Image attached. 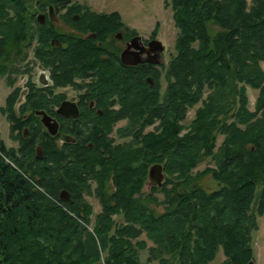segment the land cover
<instances>
[{
	"label": "trees",
	"instance_id": "obj_1",
	"mask_svg": "<svg viewBox=\"0 0 264 264\" xmlns=\"http://www.w3.org/2000/svg\"><path fill=\"white\" fill-rule=\"evenodd\" d=\"M166 6L178 30L175 54L163 70L147 73L153 86L134 89L132 82L118 92L127 101L114 121L128 119L119 132L128 142L106 139L90 149L65 137L60 146L68 133L31 130L39 101L19 105V88L7 96L1 113L17 146L0 140V264H211L220 251V264L254 263L253 234L264 215V0H169ZM50 8L93 12L72 0H0V77L11 69L8 49H22L29 32L43 31L28 25ZM112 15L125 28L121 15ZM43 46L67 51L40 43L36 57ZM55 54L42 60L48 64ZM248 88L258 91L253 110ZM76 156L89 161L76 163ZM207 159L215 168L199 176H212V192L193 174ZM158 164L164 183L145 192ZM62 191L70 202L59 198ZM87 197L100 203L98 214ZM147 249L143 262L140 252Z\"/></svg>",
	"mask_w": 264,
	"mask_h": 264
},
{
	"label": "flooded vegetation",
	"instance_id": "obj_2",
	"mask_svg": "<svg viewBox=\"0 0 264 264\" xmlns=\"http://www.w3.org/2000/svg\"><path fill=\"white\" fill-rule=\"evenodd\" d=\"M112 16V13L104 12L33 15L35 25L38 23L48 28L47 34L43 35L45 41L53 47L52 41L59 40L67 51L55 54L52 49H41L43 57L55 54L48 64L42 60L43 57L40 59L33 55L34 61L42 64L44 71L34 80L31 69L28 70L30 75L19 96V105L30 100L39 101L41 106L34 110L38 120L33 121L31 130L49 132L42 122V115L38 114L44 112L52 119L51 123L58 124V133H68L67 142L74 147L86 145L92 149L95 145L104 144L106 139L112 144L129 141V137L119 135L120 130L128 126V119L114 121L121 114L122 104L127 101L122 100L118 92L123 84L132 82L136 83L131 88H145V83L150 84L148 78H152L147 73L161 71L172 54L168 49L162 51L161 46L154 43L160 41L155 31L148 36L140 35L135 28H122L109 19ZM39 17H43V24L39 23ZM126 53L131 55L127 61L133 60L138 64L123 63ZM60 58H64L62 62ZM156 60L160 63L156 64ZM66 101L76 103L77 117L58 113ZM157 126L147 129L152 127L150 131H153ZM108 131L110 133L106 136ZM72 159L80 164L89 161L80 156Z\"/></svg>",
	"mask_w": 264,
	"mask_h": 264
},
{
	"label": "rangeland",
	"instance_id": "obj_3",
	"mask_svg": "<svg viewBox=\"0 0 264 264\" xmlns=\"http://www.w3.org/2000/svg\"><path fill=\"white\" fill-rule=\"evenodd\" d=\"M169 0H72V3L81 4L89 7L93 13H112L118 12L121 15L122 21L125 23V29H136L140 35L148 36L153 31L158 35L159 40L166 46V50L172 54H175V41L178 35V30L174 25L173 12L171 7L166 6V2ZM34 6V4H33ZM35 7V6H34ZM37 8V7H35ZM49 10L37 12V14L48 13ZM54 13H68V9L64 8L60 11H54ZM71 13V12H69ZM86 13V12H81ZM91 13V12H89ZM36 21H31L30 30L37 29L39 24L35 25ZM42 26V25H41ZM48 28L45 27L40 33L29 32L23 38L24 43L22 49L20 47L9 48L8 49V58L5 61L6 64H9L10 70L5 77H0V140H3L8 148L16 147L17 143L10 139L9 127L10 123L1 113V108L5 106V101L7 96L18 87L22 94V89L24 83L26 82L28 76L30 75L28 70L31 69V73L34 77V80H37L39 75L44 71L42 64L35 62L33 55L36 56L35 49L42 44H49V41H45L43 35L47 34ZM47 48L43 46L41 49ZM20 49V50H19ZM50 49V48H49ZM42 55V54H41ZM43 57V55H42ZM37 58V57H36ZM39 58V57H38ZM47 59L48 57H43ZM41 59V58H40ZM170 60V58H169ZM167 61L166 65L169 63ZM165 65V66H166ZM164 66V67H165ZM164 68H162L163 70ZM13 70H18L17 72L12 73ZM163 72V71H162ZM12 83L13 85H9ZM163 88H165V81L161 80ZM22 88V89H21ZM248 95L250 99V107L253 110L255 101L258 97V91L248 88ZM195 109L190 110L187 115L185 124L191 122L194 117ZM30 114V112H29ZM123 124V123H122ZM158 124L155 122L151 126ZM152 129H147L150 131ZM66 135L58 139V145H63L66 138ZM223 141V137H219L218 146ZM125 142V141H124ZM207 168H215L214 162L211 159L203 161L193 172V174L198 175L197 183L207 192H212L217 188V183L214 181L212 176L209 174L207 176L200 177L199 174L205 171ZM150 179L144 187L145 192H149L152 188ZM157 198L160 201L164 200V196L161 193H158ZM89 203L94 209V215L98 214L101 210L100 203L93 197L87 198ZM149 205L152 209H155L158 212H163V208L149 201ZM117 222L121 221V218L115 217ZM258 221V230L253 234V248L255 253L254 264H264V215L257 216ZM142 240L147 242L148 248L152 247L154 244L147 239L145 235L141 237ZM141 260L146 261L148 257V249L140 252ZM224 260V256L220 251L217 255L216 260L211 264H220ZM158 264V263H154Z\"/></svg>",
	"mask_w": 264,
	"mask_h": 264
},
{
	"label": "water",
	"instance_id": "obj_4",
	"mask_svg": "<svg viewBox=\"0 0 264 264\" xmlns=\"http://www.w3.org/2000/svg\"><path fill=\"white\" fill-rule=\"evenodd\" d=\"M49 12L53 13V8H50ZM39 23L43 24L44 23V19L43 17H39L38 18ZM154 43L158 44L159 46H161L162 51L166 50V46L161 42V41H155ZM51 45L53 47H61L62 43L59 40H53ZM131 58V55L129 53H126L123 55V63L125 64H132V65H137L138 62L136 61H127L126 59ZM156 64H159V61H155ZM150 84L154 83V79L153 78H148ZM58 113L66 116V117H77L78 115V108L76 106V103L74 102H63L62 105L60 106ZM38 114L42 115V122L43 124L49 129V134H51L52 136H56L58 133V124L57 123H51V118L44 112H38ZM26 131V136L28 135V131ZM37 155L41 158L43 157V150L41 147H38L37 150ZM149 179L150 182L152 184V186H157V187H161L164 183L165 180V175H164V170L162 165H154L150 168L149 171ZM59 198L62 201H66V202H70V194L67 191H62L60 193ZM254 264V263H252Z\"/></svg>",
	"mask_w": 264,
	"mask_h": 264
}]
</instances>
